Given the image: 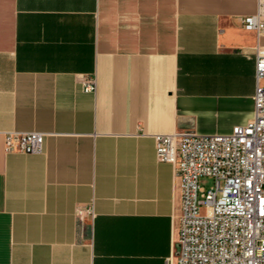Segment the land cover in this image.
Returning a JSON list of instances; mask_svg holds the SVG:
<instances>
[{
    "label": "crops",
    "instance_id": "0c3cea01",
    "mask_svg": "<svg viewBox=\"0 0 264 264\" xmlns=\"http://www.w3.org/2000/svg\"><path fill=\"white\" fill-rule=\"evenodd\" d=\"M257 5L0 0V264L175 256L179 195L153 135H223L252 118L264 36L239 18ZM12 131L45 134L43 152L6 151Z\"/></svg>",
    "mask_w": 264,
    "mask_h": 264
},
{
    "label": "built area",
    "instance_id": "2783aa9c",
    "mask_svg": "<svg viewBox=\"0 0 264 264\" xmlns=\"http://www.w3.org/2000/svg\"><path fill=\"white\" fill-rule=\"evenodd\" d=\"M264 36V0L239 18ZM253 116L223 135L192 130L153 135L155 157L174 171L179 195L176 254L167 264H264V46L254 53ZM92 78L82 90L92 92ZM6 151L41 154L45 134L4 132ZM92 216V204L77 216Z\"/></svg>",
    "mask_w": 264,
    "mask_h": 264
}]
</instances>
